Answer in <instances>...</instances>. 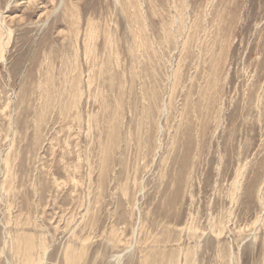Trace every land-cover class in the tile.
Listing matches in <instances>:
<instances>
[{
    "label": "rangeland",
    "instance_id": "obj_1",
    "mask_svg": "<svg viewBox=\"0 0 264 264\" xmlns=\"http://www.w3.org/2000/svg\"><path fill=\"white\" fill-rule=\"evenodd\" d=\"M0 264H264V0H0Z\"/></svg>",
    "mask_w": 264,
    "mask_h": 264
}]
</instances>
